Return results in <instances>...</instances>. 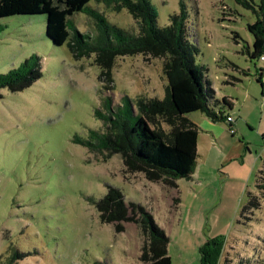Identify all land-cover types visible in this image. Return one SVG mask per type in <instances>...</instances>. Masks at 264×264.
Instances as JSON below:
<instances>
[{
  "label": "rangeland",
  "instance_id": "1",
  "mask_svg": "<svg viewBox=\"0 0 264 264\" xmlns=\"http://www.w3.org/2000/svg\"><path fill=\"white\" fill-rule=\"evenodd\" d=\"M151 1L160 27L180 12V0ZM184 2L187 37L215 90L213 101L228 96L234 117L242 122L235 134L227 127L228 138L215 145L226 149L229 162L236 159L230 166L234 179L243 169L250 171L253 159L255 172L243 192L232 187L222 199L220 189L207 183L200 188L205 182L177 190L150 181L143 172H129L122 154L107 141L104 134L121 116L135 122L130 109L137 98L165 97V58L118 56L113 80H102L96 53L76 57L68 43L49 39L47 14L2 17L0 73L38 57L41 75L20 90L0 88V264H150L141 260L147 236L137 221L139 211L129 210L136 221H121V232L102 221L96 202L110 188L119 189L127 205L141 204L164 229L169 246H191L194 232L203 229L205 241L224 239L222 264H264V186L256 185L264 165V85L258 81L264 53H255L248 29L256 21L252 7L259 0ZM89 5L125 31L140 32L138 20L118 3L92 0ZM70 20L96 42L95 19L79 12Z\"/></svg>",
  "mask_w": 264,
  "mask_h": 264
},
{
  "label": "trees",
  "instance_id": "2",
  "mask_svg": "<svg viewBox=\"0 0 264 264\" xmlns=\"http://www.w3.org/2000/svg\"><path fill=\"white\" fill-rule=\"evenodd\" d=\"M91 1L0 0V18L17 14H47L49 39L56 45L68 43L76 57L96 53L95 61L101 69L102 80L104 77L108 81L113 80L112 70L118 56L144 54L165 58L164 72L168 79L165 97L137 98L130 109L135 122L121 116L119 123H111L110 131L104 135H108L106 138L113 150L122 154L129 172H143L148 180L160 181L169 188L177 189L178 180L192 177L199 156V127L187 115L199 111L219 121L225 117L226 110L216 112L214 105L230 108L231 101L227 97L213 101L215 90L207 81L203 67L196 62L197 47L187 37L188 11L184 0H180V12L171 15L170 23L164 27L158 25V13L151 0H106L126 8L138 20V34H131L110 23L106 16L89 5ZM252 8L256 21L250 23L248 29L256 40L258 50L255 53L262 54L264 0H259ZM79 12L96 20L100 31L96 42L71 22L70 17ZM40 75L39 58L31 57L21 67L0 73V88L20 90ZM263 75L262 68L258 77L262 86ZM259 179L258 174L256 185L260 188L264 185ZM174 200L179 202L180 199L177 197ZM253 202L250 199L249 205ZM96 206L102 221L114 223L117 232L124 230L121 221H136L134 216L129 215V210L134 214L139 211L142 219L137 221L147 236L141 260L150 264H172L168 249L170 238L141 204L133 202L127 205L123 193L117 188H110L107 195L96 202ZM224 246L222 237L208 238L199 248L201 264H222Z\"/></svg>",
  "mask_w": 264,
  "mask_h": 264
},
{
  "label": "crops",
  "instance_id": "3",
  "mask_svg": "<svg viewBox=\"0 0 264 264\" xmlns=\"http://www.w3.org/2000/svg\"><path fill=\"white\" fill-rule=\"evenodd\" d=\"M228 98V96H225ZM230 100V98H228ZM231 101V111L234 108V102ZM225 111L224 108L221 106L215 108V111L218 112L219 110ZM194 123H196L199 127V136H198V159H197V167L195 172L193 173L191 178H188L183 181L178 180V185H182L183 187L192 188V185L200 184V188H204L206 183L214 190L220 189L221 190V198H224L223 192L225 190H230L232 187L238 190L239 193H242L244 190V185L246 183V179L252 173L253 159H250V171L245 174L246 170L243 169L241 174L237 179H234V176L231 172L230 167L231 164L236 162V159H232L230 162L228 161V155L226 153V149L222 148L219 149L215 144V141L219 139H223L226 135L227 127L230 128L233 126L235 129V133H237V129L235 127H242V122L239 121L238 118L234 117L233 111H226L225 117L219 121H212L211 118L203 114L202 112L196 113L192 112L187 115ZM226 116H232L233 122L230 123ZM242 120V119H241ZM221 122V123H220ZM202 132H205L202 134ZM234 133V134H235ZM202 134V135H201ZM208 145V147H204ZM205 148V149H204ZM251 153L249 148L247 147L246 152ZM246 162V158L243 159L242 163ZM263 168L260 167L259 170ZM255 172V169H254ZM253 172V173H254ZM259 172V171H258ZM252 173V174H253ZM258 174L256 175V184ZM235 180V181H234ZM183 182V183H181ZM221 183L219 186L218 184ZM178 190V189H177ZM179 202L177 207L181 204V196L179 195ZM199 222V221H198ZM195 240H193V244L191 246L183 245V246H169V254L172 259V264H201L200 262V255H199V248L206 242V237L203 235V229L195 231Z\"/></svg>",
  "mask_w": 264,
  "mask_h": 264
},
{
  "label": "built area",
  "instance_id": "4",
  "mask_svg": "<svg viewBox=\"0 0 264 264\" xmlns=\"http://www.w3.org/2000/svg\"><path fill=\"white\" fill-rule=\"evenodd\" d=\"M262 59H264V56H262ZM227 120H228L230 123H232V122H233V117H232V116H228V117H227ZM230 131H231L232 134L235 133V129H234L233 126L230 128Z\"/></svg>",
  "mask_w": 264,
  "mask_h": 264
}]
</instances>
